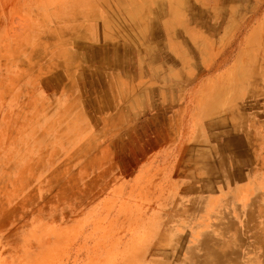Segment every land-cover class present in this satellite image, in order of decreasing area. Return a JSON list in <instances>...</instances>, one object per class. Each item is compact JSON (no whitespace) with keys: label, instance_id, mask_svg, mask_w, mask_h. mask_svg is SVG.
<instances>
[{"label":"rangeland","instance_id":"374dc122","mask_svg":"<svg viewBox=\"0 0 264 264\" xmlns=\"http://www.w3.org/2000/svg\"><path fill=\"white\" fill-rule=\"evenodd\" d=\"M165 150L195 167L150 166ZM250 249L264 264V0H0V264Z\"/></svg>","mask_w":264,"mask_h":264},{"label":"crops","instance_id":"0c3cea01","mask_svg":"<svg viewBox=\"0 0 264 264\" xmlns=\"http://www.w3.org/2000/svg\"><path fill=\"white\" fill-rule=\"evenodd\" d=\"M176 150L170 151V150H165V151H157L155 153V158L152 160L150 166L152 167H195L194 164H186L184 160H176L174 162L173 156L175 155ZM200 167H206L205 164L202 166L199 165ZM147 167V166H145ZM211 167V166H209ZM212 167H216V165H213ZM251 252H254V249H250L249 253L250 255H247L246 262H250V264H254V256L251 254Z\"/></svg>","mask_w":264,"mask_h":264},{"label":"bare ground","instance_id":"6f19581e","mask_svg":"<svg viewBox=\"0 0 264 264\" xmlns=\"http://www.w3.org/2000/svg\"><path fill=\"white\" fill-rule=\"evenodd\" d=\"M117 1V0H116ZM118 11V10H117ZM113 13V12H112ZM115 13V12H114ZM115 16H117V15H115ZM248 190L246 189V188H244V187H241L240 189H238L237 190V192H236V196H237V198L238 199H241L245 194H246V192H247ZM248 196V195H247ZM243 199V198H242ZM240 203H241V201H240ZM215 206V205H214ZM211 212H212V214L214 213V212H216V210H214V212L211 210ZM221 212V211H220ZM207 216V215H206ZM199 217V216H198ZM213 218V217H212ZM204 219H206V217L204 218ZM198 223V222H197ZM193 224V223H192ZM209 224H211V223H209ZM206 225H208V224H206ZM215 226V225H214ZM206 228V227H205ZM186 230V229H185ZM211 233V232H210ZM206 234V233H205ZM216 235V234H215ZM171 236H173V235H171ZM175 237V236H174ZM173 237V238H174ZM171 238V237H170ZM195 241V240H194ZM190 248H191V246H190ZM214 250V249H213ZM213 263L215 264L216 262H214L213 261ZM212 264V263H211Z\"/></svg>","mask_w":264,"mask_h":264}]
</instances>
